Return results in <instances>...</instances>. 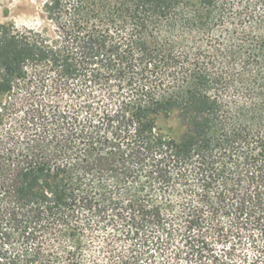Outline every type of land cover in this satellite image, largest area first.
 I'll return each mask as SVG.
<instances>
[{"label": "trees", "instance_id": "trees-1", "mask_svg": "<svg viewBox=\"0 0 264 264\" xmlns=\"http://www.w3.org/2000/svg\"><path fill=\"white\" fill-rule=\"evenodd\" d=\"M45 8L0 25V264H264V0Z\"/></svg>", "mask_w": 264, "mask_h": 264}, {"label": "rangeland", "instance_id": "rangeland-1", "mask_svg": "<svg viewBox=\"0 0 264 264\" xmlns=\"http://www.w3.org/2000/svg\"><path fill=\"white\" fill-rule=\"evenodd\" d=\"M46 1L47 0H0V25L14 26L19 30L30 29L46 31L47 34L53 36L54 28L47 16L45 8ZM53 74L47 76V86L54 83L55 77ZM39 90L35 97L32 95V98L28 97L29 100L24 98L25 105H29L33 102L39 105H45L50 101H53L54 103H57L56 106L62 110L71 106V104H68L67 102L68 98L61 99V97H58L59 94L54 93L55 91H52V93H44ZM41 96L43 99L40 98ZM74 103L76 104L75 101ZM159 125L162 131L166 134H171L170 130L172 129L176 130L177 136L181 132L180 124L178 120L175 119L171 121L161 120Z\"/></svg>", "mask_w": 264, "mask_h": 264}]
</instances>
